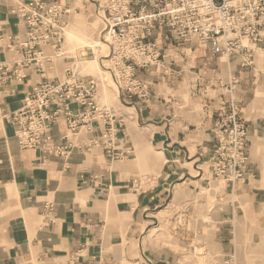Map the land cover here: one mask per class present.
Returning a JSON list of instances; mask_svg holds the SVG:
<instances>
[{
    "label": "crops",
    "instance_id": "obj_1",
    "mask_svg": "<svg viewBox=\"0 0 264 264\" xmlns=\"http://www.w3.org/2000/svg\"><path fill=\"white\" fill-rule=\"evenodd\" d=\"M26 1L0 0V62L18 57L6 46L9 37L24 36L12 10ZM46 1L68 6L69 23L85 5ZM168 32L154 34L168 71L137 72L150 79L148 97L120 94L114 107L104 104L118 112V137L128 138L131 154L122 160L109 162L98 147L87 148L100 122L72 136L62 117L50 134L56 143L67 136L73 145L67 156L22 149L3 114L21 110L43 77L30 70L24 81L0 88V264H177L174 248L186 243L161 244L152 226L161 214L178 212L184 227L175 233L193 235L216 264H264V67L257 52L254 66L243 68L196 44H179ZM258 51L264 59V42ZM44 52L52 54L49 47ZM79 57L54 59L44 78L62 81L66 65ZM231 101L246 120L249 165L245 181L226 183L208 215L200 195L207 191L214 125ZM71 110L78 112L76 105Z\"/></svg>",
    "mask_w": 264,
    "mask_h": 264
},
{
    "label": "built area",
    "instance_id": "obj_2",
    "mask_svg": "<svg viewBox=\"0 0 264 264\" xmlns=\"http://www.w3.org/2000/svg\"><path fill=\"white\" fill-rule=\"evenodd\" d=\"M90 1L103 24L102 41L110 48L109 73L127 98H147L148 85L138 80L137 72L164 62L154 40L157 29L166 28L179 44H196L212 56L237 60L243 68L254 65L255 52L264 42V0ZM12 13L24 28V36L8 38L6 48L18 57L0 62V88L24 81L30 70L43 77L26 94L21 110L3 114L14 124L19 146L67 156L73 148L67 136L56 143L50 134L62 117L72 136L81 128L90 132L92 124L100 122L102 130L87 148L98 147L109 162L131 154L125 147L127 136L118 137V119L100 103L99 83L80 69L82 54L66 65L62 81L44 78L47 66L67 54L64 43L71 9L58 2L28 0L17 2ZM46 47L51 48V55L44 52ZM228 90L233 91L231 86ZM71 105H76V114ZM214 130L212 171L215 178L233 187L245 181L249 156L247 126L232 101L230 112L216 121Z\"/></svg>",
    "mask_w": 264,
    "mask_h": 264
},
{
    "label": "rangeland",
    "instance_id": "obj_3",
    "mask_svg": "<svg viewBox=\"0 0 264 264\" xmlns=\"http://www.w3.org/2000/svg\"><path fill=\"white\" fill-rule=\"evenodd\" d=\"M84 1L85 5L80 6V11L77 10L76 12V15L78 14V16L73 23L69 24L66 32L64 50L67 51L69 56L79 57L82 54L83 61L80 64V69L82 70L83 74L91 75L99 83V92L101 91L100 102L102 104H107L114 107L115 103L117 104L119 102V96L121 92L119 91L118 85L114 80L113 75L109 73V70L111 69V63L109 61L111 58L109 54L110 48L102 41L100 32L102 31L103 24L101 20L94 14V7L91 1ZM161 30L168 31L166 28H162L157 29L156 32H160ZM166 37L171 38V34L168 32V34H166ZM157 39L158 38H156V40ZM97 41L103 44H99L95 48H90L89 43H91L92 45H96L95 43ZM256 52L258 54V66L262 69L264 67V59L262 57L263 53L259 52L258 50H256ZM155 68L161 69L163 73L168 71V66L164 62L160 67ZM150 73H152V71ZM138 80L145 85H149L150 83V79ZM110 112L111 115L114 116V118H118V112H113L112 109H110ZM240 116L246 124V120L241 114ZM248 146L249 141L247 143V149ZM209 163L210 166L208 165L207 170V191H204L205 193L203 192L200 195V198L207 199V214L211 215L216 212V198L219 194L223 193V188L225 187L226 183L220 179L215 178L212 171L210 158ZM145 179L146 178L143 177L142 181L144 182ZM163 214L164 215L161 214V216L158 218V223L152 226V233L153 236H155L157 242L161 244L167 242V240L173 241V239L176 243H186L185 245H183V248H174L177 251V255L175 256L177 264H216V260L212 256L210 257L209 255H206L205 251L198 247L193 235L175 233L184 227V221L180 216V212L176 213L175 216H173L172 213ZM171 217H176L175 223L170 224L169 219Z\"/></svg>",
    "mask_w": 264,
    "mask_h": 264
},
{
    "label": "bare ground",
    "instance_id": "obj_4",
    "mask_svg": "<svg viewBox=\"0 0 264 264\" xmlns=\"http://www.w3.org/2000/svg\"><path fill=\"white\" fill-rule=\"evenodd\" d=\"M88 43H89V42H88ZM95 44H96V45H94V44L92 45L91 43H89L90 48H95V47H97L99 44H103V43L97 41ZM105 44H106V43H105Z\"/></svg>",
    "mask_w": 264,
    "mask_h": 264
}]
</instances>
